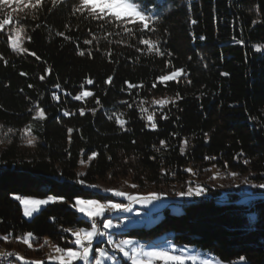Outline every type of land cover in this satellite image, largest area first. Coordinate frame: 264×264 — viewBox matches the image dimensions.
I'll list each match as a JSON object with an SVG mask.
<instances>
[{
	"label": "trees",
	"instance_id": "obj_1",
	"mask_svg": "<svg viewBox=\"0 0 264 264\" xmlns=\"http://www.w3.org/2000/svg\"><path fill=\"white\" fill-rule=\"evenodd\" d=\"M79 3L61 0L54 7L51 0H43L37 9L13 13V23L24 28L23 47L28 53L13 52L6 30L0 31V245L27 259L40 258L45 249H34L39 245L74 248L71 231L89 227V221L69 204L76 197L106 196L80 186L77 179L101 190L130 180L138 190L157 192L184 183L187 168L214 167L264 183V50L255 51L256 45L264 46V0H143L160 19L154 22L155 32L137 31L135 37L114 23L75 11ZM90 30L98 37L113 35L86 45L83 41L92 38ZM140 36L159 40L165 56L146 49L137 52L144 47L138 43ZM120 40L124 43H116ZM167 61L171 63L166 67ZM173 68L188 75L179 82H166L167 86L160 84L157 77ZM109 76L112 82L106 83ZM88 79L93 84H87ZM125 81L143 87L129 90ZM82 91L93 96L74 100ZM154 98L174 103L161 112L151 104ZM141 100L148 112L155 109L156 130L148 125L147 113L139 111ZM36 105L46 112L42 122L32 119ZM64 111L74 114L64 116ZM113 112L123 113L126 131L114 117L109 119ZM29 123L36 137L32 148L25 147L21 138ZM9 128L13 132L8 133ZM185 139L188 145L181 155ZM161 140L166 147H161ZM93 153L95 158L89 160ZM207 192L208 198L182 204L179 214L166 207L154 224L126 229L122 235L146 245L164 237L208 251L224 262L244 257L246 264H264V195L242 202L238 194L228 192L226 200L219 201L221 190ZM16 195H52L66 198L67 203L45 206L25 219ZM26 233L36 237L31 249L17 240ZM6 235L8 241L3 239Z\"/></svg>",
	"mask_w": 264,
	"mask_h": 264
},
{
	"label": "snow or ice",
	"instance_id": "obj_2",
	"mask_svg": "<svg viewBox=\"0 0 264 264\" xmlns=\"http://www.w3.org/2000/svg\"><path fill=\"white\" fill-rule=\"evenodd\" d=\"M52 5L55 7L61 0H51ZM43 0H0V13H4L6 9H10L7 11L6 16L4 18H0V31L5 29V26L10 25L13 21V13L24 11L25 9H37ZM77 12H86L88 16H90L93 20H104L105 23H114L115 26L121 29V32L124 34L129 35L130 37H135L136 32H155L156 28L154 26V22L160 19V16L157 13H153L149 10L148 5L143 3V0H80L79 5L75 8ZM110 17V19H106ZM18 23V22H17ZM193 24L196 23L195 20L192 21ZM150 24L153 26L150 27ZM128 25H136V28H130ZM24 31L23 26L20 27H13L8 34V43L13 52L17 54L21 53H28V49L22 46V33ZM121 32H116L115 35H121ZM91 39H85L83 41L86 45H91L93 41H96L97 44L101 38L107 40V36L113 35L112 32H108L104 37H98L95 33H91ZM57 35L63 36V33H57ZM66 40L71 39L68 36L64 37ZM30 39V38H29ZM204 39V37H201ZM108 43H112V41H108ZM116 43H124L123 40L116 41ZM138 43L144 47H138L136 49L137 52L143 53L145 49L148 53H155L157 56H165V52H163L160 48V41L154 40L151 37L140 36L138 38ZM236 43L243 44L242 40H237ZM79 47V45H77ZM264 50V46L256 45L255 51L261 52ZM30 55H35L34 53H29ZM79 55L83 56L85 53L84 51H79ZM111 56V53H107ZM91 56V52H89ZM168 56H171V53H167ZM0 59H3L0 56ZM39 59V57H37ZM171 61L166 62V67L170 65ZM21 75H26L25 73H21ZM188 74L185 72L184 69H175L167 74H162L157 77V81L162 84L166 85V82L169 81H176L179 82L181 77H186ZM222 75H228L227 73H222ZM44 77L41 76V80ZM112 77L109 76L106 83L112 82ZM87 84H93V80L88 79L86 81ZM188 83H191L189 80ZM127 84V88L129 90L134 88H142L143 85H137L125 81ZM32 87V85H29ZM57 89L60 88V85L57 84L55 86ZM83 87V85H81ZM153 87H156V83L153 84ZM123 90V89H122ZM131 95V92H129ZM54 98L59 101V97L53 94ZM93 96L91 91H82L80 94L75 95L73 97L74 100L81 101L85 97ZM177 98L179 97V93H177ZM121 103L126 104L129 108L133 105L128 104L127 101H121ZM144 101L141 100L139 102L140 107L139 111L141 113H147L146 119L148 125L151 129H157V123L154 120V113L148 112V109L143 107ZM174 103L170 98H161V99H153L151 101L152 105H158L159 110L162 112L163 109L169 104ZM96 104H100L99 99H96ZM30 112L34 111V109H29ZM93 115H95L96 109L91 110ZM80 115L83 116L85 111L83 108L79 110ZM74 113H69L68 111H64V116H69ZM115 118V122L119 125V127L123 130H127L125 125L127 121L123 119V113L113 112L109 119ZM141 118L143 119L144 116L142 115ZM162 119H167V115H162ZM34 121L42 122L46 119V112L43 108H40L39 105L35 107V114L32 118ZM2 127V126H0ZM32 124L25 126L21 130V138L26 139L27 146H35L34 141L36 137L31 135ZM73 129L69 128L68 133L69 135L72 133ZM8 133L13 132V129H7ZM3 133H0L2 136ZM175 135V134H173ZM207 136V133H205ZM71 142V141H69ZM135 143V141H133ZM161 147H166V141H160ZM188 145L187 139H185L180 147L179 151L181 155L185 154L186 147ZM155 147V146H154ZM156 151H160L159 148ZM241 155H243L241 153ZM96 153H93L91 156L88 157L89 160L94 159ZM204 159L206 160H214L215 157H208L206 156ZM82 164L84 163L83 160L80 161ZM244 163H249L248 160H244ZM227 167V164H225ZM191 175H195V172L192 169H185ZM81 176L85 175L84 173L80 174ZM229 175L235 179L238 176V173L231 172ZM213 179L219 178V176H213ZM82 187H87L94 191H101L99 186L94 184H86L83 179H77L75 181ZM243 183L246 185H250L251 188L256 189H264V183H252L248 180L247 177L244 178ZM132 188L138 187L136 184L130 185ZM239 187V185H237ZM105 193H110L111 196L122 198L126 200L128 203H114V202H101L99 199L95 198H83V197H76L74 199V203L70 204V207H73L75 211L81 214L84 218L89 221L88 228H81L75 231H71L69 229H65L64 231L68 232L71 231V235L74 237V240L70 241V243L74 244V248L65 249L60 246L55 247V252L57 255L55 257H50L49 264H76V262H82V264H105L106 261H113V264H116L115 257L110 255L105 249L96 246L95 249L93 248L94 239L97 237H107V243L112 246L113 250L116 253L122 254L125 261L128 264H213V260L211 259H204L199 258L196 255H191L190 250L186 247L181 248L176 246L171 240H164L159 243H154L152 245L142 244L138 241H133L130 239H121L119 242H116L110 231L112 229H120L124 224V221H120L119 223H114L112 219H107L105 217L106 212H113V213H132L133 212V205H141L143 207H148L152 205L154 202L162 201L165 199L163 194L152 192L146 195H139V194H129L124 191L119 190H103ZM207 194V189L204 186L199 184L195 186H191V182H189V186L187 187L186 191H181L175 193L176 196L180 198H198L205 196ZM14 199L18 200L21 205H23V214L25 217H32L34 213H38L42 206L48 205H55L57 203H67L66 198L64 197H56L49 195L46 198L36 199V198H22L19 195L14 196ZM136 216H140L139 212L135 213ZM53 221L55 218H51ZM102 223V228H100V224ZM106 230V231H105ZM5 241H8L9 237L6 235L3 237ZM36 237L33 233H26L22 237L17 238L18 242L25 243L30 249L32 248V241H34ZM47 241H45V244ZM4 256H11L12 253H3ZM17 260H23L24 258L17 256ZM242 261L245 259L244 257L240 258ZM27 264V262H25ZM219 264V262H217Z\"/></svg>",
	"mask_w": 264,
	"mask_h": 264
},
{
	"label": "rangeland",
	"instance_id": "obj_3",
	"mask_svg": "<svg viewBox=\"0 0 264 264\" xmlns=\"http://www.w3.org/2000/svg\"><path fill=\"white\" fill-rule=\"evenodd\" d=\"M6 10L10 11V9H6ZM13 27H17L16 24L13 23V21L10 25L5 26L4 30H6L7 35L9 34V32L11 31ZM24 40H25V35L23 32L22 33V46H23ZM24 146L32 148V146H27L26 139L24 140ZM192 170L195 172V175H191L185 171L186 176H185L184 183L177 184V185L171 184L167 187H161L157 189L156 193L163 194L165 197V199H163L162 201L154 202L152 205H149L148 207H143L138 204L133 205L132 213L106 212L105 217L107 219H112L114 223H119L120 221H124V224L122 225L120 229H112L110 231V234L112 235L113 239L116 242H119L121 239H130V240L136 241L133 238L123 236L122 232H124L126 229H129V228L146 227V226H150L154 224L156 221L160 220V218L162 217V211L166 207L170 209V212L172 214H179L180 212H182V204H184L185 202L193 201L197 199H204L210 196L208 192L205 196L198 197V198H180L176 196L175 193L186 191L187 187L189 186V182H191V186H195L197 184L201 186L203 185L207 189V191L208 189H212V191L214 189L221 190L222 193L221 195H219V201H225L227 198L228 192L238 194L241 197L242 202H247L250 198L254 196L264 195V189L251 188L250 185H246L243 183L244 178L247 176L238 175L235 179H233L229 175L230 173L229 171L224 170V169H216L214 167L204 168V169L196 168ZM213 176H219V178L213 179L212 178ZM248 180L251 181L250 178H248ZM251 182L254 183L253 181ZM115 185H116L115 188H111L108 190H119V191H124L129 194H139V195H146V194L152 193V192L141 191V190H138L137 188L130 187V185H132L130 180L116 181ZM237 185H239V187H237ZM103 190H107V189H103ZM103 190L101 191L93 190V192L101 193L104 196H106V198L104 200H101V202H114V203H125V204L128 203L126 200H123L122 198H119V197L111 196L110 193H105ZM23 198H31V197H23ZM36 199H42V198H36ZM44 207L45 206H42V208ZM21 208H22V215L25 219H31L35 214H37V213H34L32 217H25L23 214V205H21ZM71 208L74 209L73 207ZM136 212H139L141 215L136 216L135 215ZM79 215L83 217L81 214ZM99 226L101 230H103L102 223ZM73 240H74V237H73ZM164 240H170V239H165L164 237H162L161 241H164ZM175 245L181 248L186 247L187 249L190 250L191 255H196L199 258L211 259L213 260V264H217V262H219V264H246L245 260L242 261L241 259H238L232 262H224L218 259L217 257L213 256L208 251H203L201 249H198L192 246H182V245H177V244ZM96 246H99L100 248L105 249L110 255H113L115 257L116 264H128V262L125 261L124 257L122 256V254L116 253L113 250L112 246L107 243L106 236L95 238L93 242V248L95 249ZM37 247L38 249L40 248L45 249L44 252L40 254V258H38L37 256H34V257L30 256L27 259L23 257L21 252H18L15 249L5 248L1 245H0V251H5V250L11 251L15 253V258L17 256L24 258L23 260H18L20 264H25V262H27V264H49L50 257H55L57 255V253L55 252V247H52L49 245L47 248V246L41 247V245H39V246H36L34 249H37ZM40 251L42 250L40 249ZM76 264H82V262H76ZM93 264H94V261H93ZM105 264H113V261H106ZM189 264H191V262H189Z\"/></svg>",
	"mask_w": 264,
	"mask_h": 264
},
{
	"label": "built area",
	"instance_id": "obj_4",
	"mask_svg": "<svg viewBox=\"0 0 264 264\" xmlns=\"http://www.w3.org/2000/svg\"><path fill=\"white\" fill-rule=\"evenodd\" d=\"M0 264H20L17 259L12 257H2L0 256Z\"/></svg>",
	"mask_w": 264,
	"mask_h": 264
},
{
	"label": "bare ground",
	"instance_id": "obj_5",
	"mask_svg": "<svg viewBox=\"0 0 264 264\" xmlns=\"http://www.w3.org/2000/svg\"><path fill=\"white\" fill-rule=\"evenodd\" d=\"M6 252L7 253H12V255L11 256H4L3 253H6ZM0 256H2V257H12V258L16 259L15 258V253H13L11 251H6V250L5 251H0Z\"/></svg>",
	"mask_w": 264,
	"mask_h": 264
}]
</instances>
